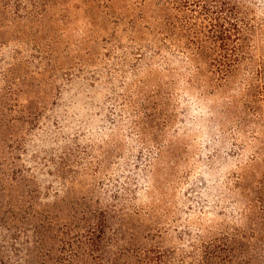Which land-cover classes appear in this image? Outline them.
I'll list each match as a JSON object with an SVG mask.
<instances>
[{"label": "trees", "instance_id": "1", "mask_svg": "<svg viewBox=\"0 0 264 264\" xmlns=\"http://www.w3.org/2000/svg\"><path fill=\"white\" fill-rule=\"evenodd\" d=\"M248 5L247 0H0V48L7 43L19 47L20 42H25V49H35L40 53L43 72L54 70L57 41L53 40H57L65 32L66 24L80 14L85 24L80 30L79 43L89 45L94 43L95 36L103 34L107 37L104 44H109L111 52L115 51V43L110 42L120 29L124 39L135 48V63L142 64L149 77L147 82L136 80L134 90L130 91V101H133L130 104L139 107L133 109V117L136 118L132 121L133 128L140 145L145 146L149 153L140 175L130 173L124 178L123 185L119 187L121 194L117 192L100 198L90 190L89 197L82 198L87 201L83 203L84 208L61 202L47 207L38 204L32 195L33 190L29 189L25 200L20 203L25 215L37 220L42 231L56 236L54 245L57 247H47L43 256L53 262L61 259L56 256L65 254V264H78L76 257L85 251L78 252V249L93 247L94 240L100 238L105 230L118 237L121 249L139 230L142 222L149 225L143 230L147 232L145 238L152 232L164 231L162 225L169 216V210L155 205L154 201L149 206L136 205L135 190L127 186H136L140 182L149 184L150 181L152 189L144 188L148 197L159 198L165 206L168 201L165 202L161 183L167 181L162 174H154V170L162 163L169 170L168 176L173 177V167L179 166L178 152H183L185 160L192 153L189 151L192 145L180 141L189 138L188 133L193 130L200 134L203 149L213 154L210 163L205 165L206 170L201 171L205 182L210 184L205 185L201 192L194 193L197 198L195 204L200 203L201 211L188 208V214L203 216L206 212L202 209L215 211L213 205L207 204L228 203L230 201L226 200L231 199H236L231 204L232 210L237 209L235 226L218 224L212 232L198 223L189 227L217 234L211 241H218L220 246L207 258L203 253L200 262L207 259L210 264H264V46H261L264 45V36L260 31L262 23H257ZM51 26L61 32L57 35L51 33ZM6 35L11 36V42H3ZM259 40L263 41L262 44H257ZM66 50L65 57L70 64L63 67L61 79L69 82L73 70L78 72L91 66L81 57L68 58L71 51ZM18 53L15 51V55ZM151 63L159 65L161 71L151 70ZM7 64V60L0 59V119L5 110L9 114L36 119L39 114L29 112L17 102L20 98L26 103L34 102L38 91L31 92L33 96L21 93V79L8 78ZM142 87L148 88L147 91L143 92ZM177 90L185 96L180 113L184 118L181 124L185 136L171 139L170 131L176 121ZM50 97H55V94ZM37 107L42 109V103ZM37 109L35 107L34 111ZM18 121L20 118L15 116L0 123V129L7 135L5 138L0 136V143L13 141L7 134L8 124ZM113 126L119 129L117 121ZM223 142L233 149L229 156L235 153L236 158L242 157L246 152L249 157L242 168L224 175L219 183V171L225 169L227 162L214 152ZM74 152L76 155H69L73 154L70 151L62 153L58 161L61 172L70 166H78L74 161L78 152L76 149ZM6 154V151L0 154V264H6L9 256L16 253L14 245H22L4 226L3 216L17 205L16 200L11 203L8 199L9 189L17 181L4 172ZM106 158L104 154L94 162V169L87 175L91 183H97L96 177L107 172ZM86 165L85 170L90 164ZM185 165L189 167L188 163ZM62 174L65 182L73 185V178ZM4 193L5 196L2 195ZM187 201L189 204L192 202ZM112 219L117 220V227L113 230L106 224ZM27 233L18 230L22 237ZM41 238H44L43 234ZM28 243L24 238L23 245ZM5 245L11 246L8 249ZM52 251L55 258H49ZM148 251L146 248L137 251L141 262L148 263ZM24 254L29 258L27 250ZM22 262L30 264L29 260Z\"/></svg>", "mask_w": 264, "mask_h": 264}, {"label": "rangeland", "instance_id": "2", "mask_svg": "<svg viewBox=\"0 0 264 264\" xmlns=\"http://www.w3.org/2000/svg\"><path fill=\"white\" fill-rule=\"evenodd\" d=\"M247 2L250 3L248 6L257 23H262L263 27L260 31L264 36V0H247ZM75 13L78 14V12ZM84 24L83 15L78 14L71 23L66 24L65 32L57 40H53L57 41L55 46L53 44L57 52V60L51 72L42 71V62H39L41 59L38 56L40 53H37L35 49L32 51L25 49L23 47L25 42H20L19 47L7 43L6 46L0 48V59L8 61L10 71L8 78L21 79V93L33 96L31 92L38 91L34 102L30 100L31 104L22 101L21 98L17 104L27 108L29 112L39 114L36 119H32L13 113L9 114L5 110L0 119V123H4L15 116L20 118V121L8 124L7 134L9 133L13 141L7 140V143H0V154L4 151L7 153L4 172L17 181L16 185L9 189L8 198L9 202L12 201L11 203L16 200L17 205L13 206L9 214L3 216L4 226L9 228L18 244H22L13 246L16 248V253L9 256L6 264H23L22 260L26 262L29 260L30 264H48L52 261L43 256V253L47 247L50 249L57 247L54 245L56 236L53 233L42 231L38 227L39 222L27 217L24 207L21 208L20 203L25 200L29 189L33 190L32 195L38 204H45L48 207L61 202L64 205L71 203V205L77 204V207L84 208L83 203L87 201L82 198L89 197L90 190L99 194L100 198L112 196L117 192L121 194L119 187L123 185L124 178L130 173L140 175V170L147 160L148 149L140 145L132 123L136 119L133 117V109L139 107L136 104H130L133 102L130 101V91L134 90L136 80L148 81L146 69L142 64L135 63V58H133L136 53L133 51L135 48L125 40V35L120 33V29L110 42L115 43V51L111 52L109 44H104L107 37L103 34L95 36L94 43L87 44L88 46L79 43L80 30L84 28ZM105 26L110 28L107 24ZM260 31L256 30L257 35ZM50 32L57 35L61 31H56L55 26H51ZM43 37L38 36V38ZM10 38L11 36L6 35L2 39L3 42L7 40L11 42ZM117 39L120 41L118 42ZM259 42L257 44H262L263 41L259 40ZM65 49L71 51L68 58L81 57L84 59L82 61H86L91 66L78 72L73 70L69 82L61 79L63 67L70 64L69 59L65 57L67 53ZM15 51L19 52L18 55H15ZM158 66L154 63L150 64L151 70L160 72ZM52 78H55L54 82H51ZM142 89L145 92L148 88L142 87ZM176 92L178 93L176 96L177 112L176 121L173 122L170 131L171 137L169 138L171 139H181L185 136L181 124L184 118L180 114L185 96L180 90ZM51 94L52 96L55 94V97H50ZM39 103H42V109L37 107ZM129 105L135 107H129ZM35 107L38 108L37 111H34ZM116 121L119 129L113 126ZM188 135L189 138L180 142L186 144L189 142L192 145L189 151L192 153L188 160H185L183 152H178L180 161L176 160L179 166L173 167V177L168 176L169 170L162 163L155 168L157 172L154 170V174H159V176L162 174L167 181V183H163L165 180L161 183L165 202L168 201L165 206L159 202V198H154V200L148 197L144 188L148 186L152 189L150 181L149 184L138 182L136 186H127L135 190L136 205L149 206L154 201L155 205L158 204L169 210V216L162 225L164 231L152 232V235L149 234L145 238L147 232L143 230L149 225L142 222L139 230L130 239L128 238V242L121 249L122 245H118V237L105 230L104 234H100V238L94 240L93 247L78 249V252L85 251L83 255L79 252L75 262L78 264H210L207 259L204 263L200 262L201 256L204 253L207 258L208 254L210 255L217 246H220L218 241H211V238L217 234H207L189 227L193 226V223H198L212 232L216 230L218 224L237 225L235 221L237 209L232 210L231 206L236 199L226 200L230 201L228 203L207 204L213 205L217 215L210 209H202L206 212L203 216L197 217L196 213L188 214V208L201 211L200 203L195 204L197 198L195 199L194 193L201 192L205 185L210 184L205 182L201 171L206 170L205 165L210 163L213 154L203 149L204 144L200 141L198 132L192 130ZM0 136L1 138L7 136L5 130L0 129ZM226 143L223 142L219 150L214 152L218 154V158L223 157L227 162L225 169L219 171V183L224 175L237 172L242 168L249 157L246 152L242 157L236 158L235 153L234 156H229L233 153V149ZM75 149L78 157L74 161L78 166L63 168L64 171H62L73 178V185H69L65 182V175L58 168V161L62 158V153L70 151L73 154L69 155H76ZM104 154L107 156L105 166L107 172L103 176H97V183L93 184L87 175L94 169V162ZM262 156L264 157V151ZM186 163L189 167H186ZM86 164L90 166L85 170L83 168ZM2 195L5 196L6 193ZM187 199L192 202L189 204ZM3 200L6 201V197ZM106 224L113 230L117 227V220L106 221ZM18 230H25L29 233L22 237L18 234ZM24 238L29 241L26 245H23ZM5 246L9 249L11 245ZM142 248L149 250L146 255L148 263L141 262L142 260L137 256V251ZM26 250L29 258L24 256ZM56 257L61 259L57 261L54 259L51 264H65V254ZM31 258L33 263H31ZM49 258H55L54 251L50 253Z\"/></svg>", "mask_w": 264, "mask_h": 264}]
</instances>
